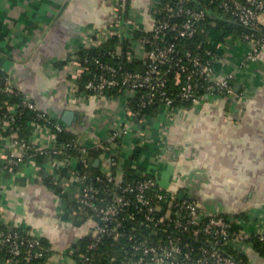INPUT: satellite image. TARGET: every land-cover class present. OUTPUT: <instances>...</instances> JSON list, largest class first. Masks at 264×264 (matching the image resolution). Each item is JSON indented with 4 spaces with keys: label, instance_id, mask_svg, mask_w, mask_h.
<instances>
[{
    "label": "crops",
    "instance_id": "crops-1",
    "mask_svg": "<svg viewBox=\"0 0 264 264\" xmlns=\"http://www.w3.org/2000/svg\"><path fill=\"white\" fill-rule=\"evenodd\" d=\"M129 1L131 8L143 12L144 27L151 30L154 0ZM114 20L112 0H0V68L40 110L59 118L75 111L71 124H65L77 137L106 139L114 127L131 120L129 111L137 110L118 94L82 93L72 102L66 81L70 63L61 68L58 60L81 42L86 29L106 28ZM260 20L264 25V10ZM250 47L239 42L222 51L216 64V78L236 75L232 83L239 97H202L172 115L161 106L139 125L143 137L136 136L135 128L117 146L116 173L119 178L135 172L153 175L177 196L197 199L202 209L240 215L248 231L264 232V48L256 61L247 63ZM37 136L36 142L45 146L44 137ZM91 156L98 166L103 156ZM38 164L41 168L26 161L14 175L0 178L4 216L42 234L53 251L48 264H79L76 244L93 221L76 222L63 215L62 200L38 178L41 172L51 175V164L48 159ZM66 181L74 196L77 183L69 176ZM248 254L264 264L257 252L249 249Z\"/></svg>",
    "mask_w": 264,
    "mask_h": 264
},
{
    "label": "built area",
    "instance_id": "built-area-1",
    "mask_svg": "<svg viewBox=\"0 0 264 264\" xmlns=\"http://www.w3.org/2000/svg\"><path fill=\"white\" fill-rule=\"evenodd\" d=\"M211 1L218 3L224 15L231 14L236 24L255 32L259 31L258 35L254 32H243L237 37L231 34L217 42V49L225 51L239 42H247L251 47L245 54L244 62L256 61L264 48V29L260 20L264 0ZM112 2L115 20L106 28L86 29L78 45L97 47L115 36L119 41L115 54L119 55L122 53V42L130 39L131 52L128 59L141 60L147 68L143 71H129L110 64H101L104 72L95 79L88 80L84 85L86 90L91 91L93 95L103 96L107 87L116 88L118 95L122 96L126 103L138 96L141 109L159 104L167 107L172 115L185 108L180 107L176 103L177 98L169 94L171 88L167 76L172 72L173 83L179 87L177 96L181 102H197L201 91H204L207 101L217 94L239 97L232 83V80L236 79L235 74L229 73L221 79L215 77L220 54L212 55L209 49H205L203 53L193 51L179 43L192 40L196 36L199 30L198 22L206 16L205 9L188 7L186 0L165 4L154 0L150 6L153 27L148 30L144 27L142 11L133 8L127 11L126 0ZM156 15L160 17L157 18ZM181 17L185 18L179 20ZM136 30L152 34L133 40ZM74 50L75 45L65 57L71 66L66 81L70 87V100L77 102L80 94L77 92L76 81L88 67L72 58L71 53ZM97 63H100V60H97ZM0 79L3 81L0 84V94L8 98L19 95V86L15 84L9 72L0 68ZM24 108L40 110L25 94L14 104H8V101L0 103V178L8 174L14 175L26 161H30L37 168L40 167L38 156L48 159L52 169L51 175L63 188L67 189V176L78 185V191L73 196L79 206L77 212L67 210L65 206L62 212L70 218L68 220L78 213L80 220L93 221L92 229L86 234L92 238L91 248H95L106 235L115 239L123 235L131 242L134 251L133 255L125 257L123 264H257L254 261L245 263L236 260L223 253L218 245L224 240L235 242L240 249L247 252L248 249L243 246H247L246 243L252 241L254 236L264 240L263 231H248L246 228L233 230V224H242L239 217L206 211L199 206L197 199L192 197L180 199L174 191L161 187L153 175L135 172L127 174L130 178L117 176L115 170L120 165V156L115 149L135 128L139 130L136 136L143 137L139 125L146 121L149 114L139 110L129 111L131 120L114 127L106 139L95 137L88 140L79 136L76 140L69 141L62 136L66 131V124L61 118L42 110L29 122L31 134L22 138L18 136L20 127L16 120ZM37 135L44 137L45 146L36 142ZM92 149H101L103 156L99 164V174L94 181L90 180L88 173L94 162ZM80 164L82 170L79 169ZM38 178H41V174ZM101 188L108 189L106 191L114 190L113 197H100L103 192ZM150 190H153V194ZM57 197L60 198L58 195ZM3 211V205L0 204V224L8 227L0 228V248L9 247V251L15 256L5 260L4 264H17V256H23L22 259L27 262L41 257L44 248L41 244L42 234L30 227L8 221ZM89 212H92L91 216L88 215ZM123 212H127L133 220L138 219L136 223H148L154 230L167 225L161 233L164 238L156 239V232L140 241L134 233L138 227L122 231L125 225L120 214ZM142 216L144 220L141 219ZM183 235L198 239L203 237L204 244L195 248L183 239ZM76 250L79 254V246Z\"/></svg>",
    "mask_w": 264,
    "mask_h": 264
},
{
    "label": "trees",
    "instance_id": "trees-1",
    "mask_svg": "<svg viewBox=\"0 0 264 264\" xmlns=\"http://www.w3.org/2000/svg\"><path fill=\"white\" fill-rule=\"evenodd\" d=\"M161 3L165 2H172L176 3L178 0H158ZM185 3L188 7L194 8L196 10L205 9L206 10V16L204 19L198 22L199 30L196 34V36L192 40L187 41H179L185 48L188 46L193 51H201L204 52L205 49H209L212 51V55L221 54L222 49H217V42L218 40H224L227 36L233 34L235 37L239 36L243 32H254L256 35L259 34L258 32H255L249 28H246L244 26L236 24L232 20V15H224L223 10L220 8L217 2H212L211 0H186ZM127 4V11L130 10L131 5L130 1L126 0ZM217 14L221 15L222 18L217 17ZM157 18H159V15H156ZM185 17L179 18V20L184 19ZM213 23V24H212ZM216 24V26L213 27V25ZM264 29V25H262ZM152 33L146 32L144 30H136L134 33V39H139L143 36H150ZM129 40L125 39L122 42V53L121 54H115V50L118 44V38L113 36L109 38L108 40L104 41L101 45L97 47H84L81 45L75 46V50L73 53H71L72 58L77 59L82 64L88 67V70H86L84 73H82L79 78L77 79L78 84V94L86 93V94H92L91 91L86 90L84 88V85L88 80L95 79L100 73L104 72L103 67L101 64H110L118 68H122V70H129V71H143L147 68V65L141 61V60H129L128 55L131 52V48L129 46ZM149 46V45H148ZM200 46V47H199ZM229 49V48H228ZM184 51V50H182ZM211 57V56H210ZM97 60H100V63H97ZM68 59H60L58 60L59 67H63L65 64L68 63ZM168 81L170 83V92L169 94L176 97V103L180 105V107H188L191 104H193L192 101L187 102H181L180 97L177 96L179 93V87L175 86L173 83V74L170 72L167 76ZM3 83L2 79H0V84ZM106 94L105 95H117V89L116 88H106ZM24 96V93L22 91H19V95L13 98H8L4 94H0V103H4L5 101H8V104H14L18 101H20ZM205 98L204 91L200 92V98ZM133 109L139 110L141 113L144 114H157V110L160 109L161 105H151L149 107L141 109L139 106V98L138 96L131 98L129 102ZM41 112V110H31L29 108H24L23 113L18 116L16 122L18 123L20 129L17 131L18 136L25 137L31 134L32 128L29 124V122L35 118L37 113ZM62 120V119H61ZM66 131L63 132V135L67 140L73 141L76 140L78 137L77 135L71 131L68 127H66ZM9 135V134H8ZM141 153L140 148H136V155L139 156ZM91 154L94 155V157L99 156L101 154V149H92ZM45 159L43 156H38V161L42 162ZM81 164L79 169H81ZM99 168L100 165H95L93 162V165L89 169V175L90 180L94 181L97 174H99ZM62 173H64V170H60ZM117 172V170H115ZM126 178H130V175H125ZM40 181L45 182L50 187H52L53 191L62 199L64 202L65 208L68 210H74L77 212L78 210V204L73 195H71V191L68 189L63 188L60 183L57 182V180L54 178L53 175H45L43 172H41V179ZM103 191L100 194V197H113V191H106L108 189L101 188ZM150 193L153 194V190H150ZM137 202V201H136ZM134 208V205H133ZM131 209V208H130ZM92 213V212H91ZM91 213L89 212L88 215L91 216ZM226 215V214H225ZM121 218H123L125 228L122 231H130L133 229V227H138V230L135 231L136 237L141 241L147 238L150 234L158 232V234L154 235L156 239L163 237L164 235H161L163 232L162 230L167 226H161L158 229L154 230L151 228V225L148 223L139 224L136 223L138 219L133 220L129 217L127 212H123L120 214ZM67 218V216H65ZM241 218V216H237ZM67 219H70L69 217ZM144 220L143 216L141 218ZM73 221L78 222L80 220L78 213L76 216L71 219ZM0 228L8 229V227L5 224H0ZM242 228H245L242 224H233L232 229L233 230H240ZM171 229V228H170ZM172 230V229H171ZM257 231V230H256ZM259 231V230H258ZM184 240L190 242L195 248L199 247L200 245L204 244L205 238H192L187 235L182 236ZM212 237L210 236V240ZM92 242V238L90 235H85L82 237L76 244V246H79V254L76 256V259L79 264H123V260L125 257H129L133 255L134 251L131 247V242L123 235H121L119 238L115 239L113 236L106 235L104 238L98 243V245L95 248H91L90 244ZM41 244L44 247L43 248V255L39 258H35L32 261H25L22 259L23 256H17L18 257V263L17 264H48V260L50 256L52 255L53 251L50 246V244L46 241V239L42 236L41 237ZM247 244V249H252L254 252H257L260 256L264 258V240H261L259 236H254L252 241H249ZM75 246V247H76ZM218 247L223 251V253L231 255L232 258L236 260H242L245 263H249V261H252L248 251L245 252L243 249H240L235 242H227L224 240L221 242ZM9 251V247L4 246L0 248V261H5L8 258H14ZM88 258H91L90 261ZM258 264V263H257Z\"/></svg>",
    "mask_w": 264,
    "mask_h": 264
},
{
    "label": "water",
    "instance_id": "water-1",
    "mask_svg": "<svg viewBox=\"0 0 264 264\" xmlns=\"http://www.w3.org/2000/svg\"><path fill=\"white\" fill-rule=\"evenodd\" d=\"M75 115V111H67L65 112L64 116L61 118L62 121L66 124H71L72 117ZM178 198L183 199L181 196H178Z\"/></svg>",
    "mask_w": 264,
    "mask_h": 264
},
{
    "label": "rangeland",
    "instance_id": "rangeland-1",
    "mask_svg": "<svg viewBox=\"0 0 264 264\" xmlns=\"http://www.w3.org/2000/svg\"><path fill=\"white\" fill-rule=\"evenodd\" d=\"M219 62V61H218ZM218 62L216 64H218Z\"/></svg>",
    "mask_w": 264,
    "mask_h": 264
}]
</instances>
